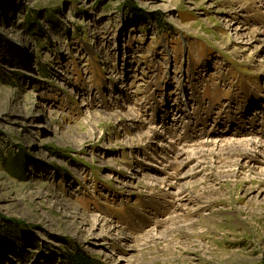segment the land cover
Listing matches in <instances>:
<instances>
[{
    "label": "rangeland",
    "instance_id": "rangeland-1",
    "mask_svg": "<svg viewBox=\"0 0 264 264\" xmlns=\"http://www.w3.org/2000/svg\"><path fill=\"white\" fill-rule=\"evenodd\" d=\"M254 30L264 0H0V264H264V162L177 180L152 157L264 142ZM165 175V196L147 188Z\"/></svg>",
    "mask_w": 264,
    "mask_h": 264
},
{
    "label": "bare ground",
    "instance_id": "bare-ground-1",
    "mask_svg": "<svg viewBox=\"0 0 264 264\" xmlns=\"http://www.w3.org/2000/svg\"><path fill=\"white\" fill-rule=\"evenodd\" d=\"M229 26L231 25L229 24ZM254 33L255 35L259 33L261 35H264V30H254ZM132 113L133 111L131 109H127L126 112L121 113V115L131 119V117L129 116H132L131 115ZM113 115L116 119H119L120 117L118 113H114ZM90 116L94 118L93 116L95 115L91 114ZM108 120H109V117H108ZM88 121L89 120H87V122ZM153 133H154V129L152 127H149L143 133L138 134L137 137L139 140H143L145 142L150 137V135ZM129 142L130 143L126 142V144L133 145L131 143L134 141H129ZM179 143H180V140H178L177 137H175L174 140L172 139L171 141H168L167 147H169L170 149H173V151L175 150L172 156L168 155V153L163 154V152L159 154L160 151H157V150L152 151L153 153L152 157L155 158L156 163L160 165V167L165 171V173H168L169 176L174 174L175 179L177 178L179 179L181 177L182 173L180 172V170L187 165H188L187 168H190V171L192 173L201 172L202 174H204V177L205 176L207 177L209 175L214 174L212 169L217 168V167L223 168L225 173L228 171V173H230L231 175H235L239 171V169H242L248 166L249 162H258V161L264 162V142L263 140L255 141V139L253 140L251 138H246V139L236 140V141H230V139L229 140H225V139L207 140L205 139L204 141L198 140L192 144L190 143V145L188 144L186 145L185 142L180 143V144ZM158 145L165 146L167 144L158 143ZM180 145L182 146L186 145L191 148L184 149V147L182 146L180 147ZM149 150L151 151V147H149ZM184 171H186V169ZM184 174L186 175L188 173L185 172ZM169 176L165 175L162 178L161 177L154 178V176L148 177V179L146 178L148 181L146 183L147 188H151L153 192H157V194L160 193L161 195L165 196L167 194V191L169 190L171 191L172 187L176 185V182H173L172 178H170ZM261 178L264 179V177H261ZM162 189H164V191H162ZM180 191L182 193V189H180ZM183 193H184L183 196L181 195L182 197L178 199L179 202L182 199L184 200L186 199V202L194 200L193 198L194 194L191 191L185 190ZM55 202L58 206L64 204V203H61L59 200H56ZM177 206H180V205L177 204ZM79 212H80V209L74 206V209L72 210V214L77 215L79 214ZM80 216H82L80 217L82 220V224L90 223L89 227L91 228V230L94 227L99 228L98 232H94V233L93 231L91 232L94 235V239H96V241L97 240L100 241L101 239L103 240L105 238H108L111 240H115V239L119 240L121 243H124L125 245L129 243V240L131 238L130 235H126L122 233L121 231H119L118 228H115L111 225H108L106 227L107 221L105 219H102L100 217L98 218L95 216L87 219L85 215L84 216L80 215ZM117 258H118L117 264H121V260H123L124 258L122 257H117Z\"/></svg>",
    "mask_w": 264,
    "mask_h": 264
}]
</instances>
